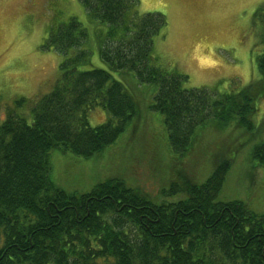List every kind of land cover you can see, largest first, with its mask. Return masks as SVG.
I'll list each match as a JSON object with an SVG mask.
<instances>
[{
    "label": "trees",
    "instance_id": "16d2710c",
    "mask_svg": "<svg viewBox=\"0 0 264 264\" xmlns=\"http://www.w3.org/2000/svg\"><path fill=\"white\" fill-rule=\"evenodd\" d=\"M77 1L87 25L70 17L48 31L41 48L63 60L52 89L31 108V123L15 114L0 123V264H264V213L218 200L229 160L201 183L190 170L170 174L161 195L171 199L158 203L118 177L67 191L53 181L50 163L53 149L89 159L114 144L139 115L141 84L155 87L147 109L162 115L165 155L177 168L209 124L264 127V117L261 126L254 122L264 100V15L257 79L219 93L186 89L187 76L160 66L153 42L166 28L163 14L140 15L139 0ZM93 48L105 69L81 70ZM96 107L110 118L91 127ZM250 158L264 169V141Z\"/></svg>",
    "mask_w": 264,
    "mask_h": 264
},
{
    "label": "rangeland",
    "instance_id": "374dc122",
    "mask_svg": "<svg viewBox=\"0 0 264 264\" xmlns=\"http://www.w3.org/2000/svg\"><path fill=\"white\" fill-rule=\"evenodd\" d=\"M153 12L163 14L167 22L164 32L154 39L153 54L160 66L187 76L184 88L237 92L257 79L255 57L263 52L259 20L264 15V0H139L140 15ZM70 17L87 25L77 0H0V123L8 114L31 123V108L52 89L63 60L41 46L48 31ZM93 50L91 65L81 70L105 69ZM112 76L126 88L130 85L118 74ZM137 88L141 93V99L135 93L139 115L114 144L89 159L61 149L51 151L55 183L83 193L118 177L158 203L171 199L161 195L170 174L191 171L195 182L201 183L218 162L229 160L230 170L218 200H237L252 212L264 213V169L250 158L253 147L264 141V100L258 103L254 118L255 126H261L256 132H246L235 122L223 130L209 124L197 130L193 148L177 168L165 155L167 133L162 115L147 109L155 87L141 84ZM109 118L102 107H96L88 114V123L95 127Z\"/></svg>",
    "mask_w": 264,
    "mask_h": 264
}]
</instances>
